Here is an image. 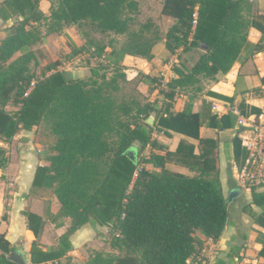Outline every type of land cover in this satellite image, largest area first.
Returning a JSON list of instances; mask_svg holds the SVG:
<instances>
[{
  "label": "trees",
  "instance_id": "16d2710c",
  "mask_svg": "<svg viewBox=\"0 0 264 264\" xmlns=\"http://www.w3.org/2000/svg\"><path fill=\"white\" fill-rule=\"evenodd\" d=\"M2 1L22 17L0 40V137L10 141L20 130L37 129L47 121L49 130L36 132L34 140L53 145L54 152L48 165L36 167L30 195L52 196L61 215L71 219V226L54 247L44 249L33 240L29 263L60 264L71 248L69 234L91 224L112 226L110 245L117 254L97 253L86 264H194L203 244L197 232L205 239L219 238L227 206L218 178L217 141L201 138L199 116L188 107L173 112L172 101L177 92L197 91L203 79L215 82L227 73L249 28L264 33V26L248 16L243 0H164L162 14L175 19L164 36L168 52L198 49L201 53L189 67L180 60L173 64L175 75L160 89L165 102L156 106L133 102L132 106L114 96L118 79L125 74L119 71L107 76L100 71L97 58L86 79L75 77L66 82L58 60L44 65L42 77L37 79L29 64L34 58L31 46L40 34L32 24L43 16L38 0ZM138 13V0H57L51 20L57 29L64 24H87L102 34L125 35L122 50L149 60L162 36L157 29L147 35L152 22L131 29ZM258 15L264 18V11ZM92 46L95 57H100L105 46L92 39L75 46L72 56ZM140 75L148 83L157 82L155 77ZM255 92L264 96L263 90ZM8 103L16 106V111L8 112ZM240 112L248 115L261 109L241 104ZM150 115L152 124L146 121ZM227 119L226 115L211 116L209 125L225 128ZM157 124L197 139L199 155H194V147L184 140L169 153L158 135L153 136ZM130 149L135 150V160L126 154ZM234 151L236 157L245 159L246 152L236 137ZM173 154L183 163L194 157L199 173L185 176L166 169L165 162ZM6 162V151L0 146V167ZM147 163L160 171L147 169ZM251 194L252 203L261 212L254 213L248 205L245 210L263 224L264 191L251 186ZM24 214L29 229L38 237L41 216L29 211ZM15 248L0 235V264H28L9 259ZM259 255L264 257V243ZM216 264L225 263L219 259Z\"/></svg>",
  "mask_w": 264,
  "mask_h": 264
},
{
  "label": "crops",
  "instance_id": "0c3cea01",
  "mask_svg": "<svg viewBox=\"0 0 264 264\" xmlns=\"http://www.w3.org/2000/svg\"><path fill=\"white\" fill-rule=\"evenodd\" d=\"M138 1L141 18H149L158 25L160 22L163 24L159 25L162 38L153 46L152 58L147 60L124 52L122 47L126 36L108 33L110 37L107 42L101 43L105 46L102 53L104 55L103 62L114 64L123 72L125 70L136 71L155 77L156 83H148L143 78L140 79L137 89L145 97L144 101L139 102L140 104L149 103L156 106L165 102L160 89L165 88L166 83L175 75L172 70L173 64L176 63L175 58L189 67L201 51L195 49L190 53H184L181 50L178 54L169 53L165 47L164 36L175 19L162 14L164 0ZM243 1L247 5L248 16L264 26V18L258 15V12L264 11V0ZM21 17L13 7L0 0L1 20L10 22L16 18L21 19ZM140 21L143 22L141 19ZM5 34L6 31H3L2 38ZM78 35L81 36L80 31H78ZM74 38L76 46H79L76 37L72 36L73 40ZM90 49L93 50V46ZM80 70L78 74L72 70L74 78H82L86 74H84V68H80ZM263 77L264 33L251 26L246 42L227 73L220 75L215 82L203 79L200 84L201 89L197 91L190 89L177 92L172 101L173 112H180L188 107L191 113L199 116L201 120L199 136L201 138H211L217 141L216 165L227 206V220L219 238L216 240L205 239L201 233L197 232V237L203 241V244L199 255L193 258L194 264H216L219 259L225 264H264V257L259 255L264 243V223L257 222L245 210V206L248 205L254 213L260 214L261 208L252 203L251 186L256 191H264V180L249 185L237 178V172L244 160L240 156H238L239 158L235 156L234 138L236 137L241 142V138L248 132L238 126L235 112L224 109L227 104L236 107L239 112L241 104L250 108H259L261 109L260 113L252 112L244 115L240 112L241 115H250L257 120L258 115L264 112V96L255 91L257 89L264 91ZM212 103L217 104L216 109L212 108ZM129 104L133 106L134 103ZM223 115L228 116L225 128L209 125L211 116L220 118ZM150 116L153 117V115ZM158 128L160 130H157ZM157 129H154L153 136L158 135V140L167 147L169 153H174L179 142L184 140L194 147L193 154L199 155L201 149L197 139L161 128L159 124H157ZM36 132H41L39 127L32 130H20L10 141H7V162L0 167V235L11 246H20L25 251V260L28 264H30L29 250L33 240L38 241L44 249L52 248L57 245L60 237L71 226L70 217L61 215L60 205L52 196L34 197L30 195L36 167L48 165V157L54 152L53 145L34 140ZM134 145L138 146L136 143ZM147 151L148 148H145L144 153ZM145 167L149 170L160 171L159 167L152 164L147 163ZM165 168L186 176H194L199 173L197 160L194 157L190 158V163H183L174 154L168 156ZM24 211L41 216L42 222L38 237H35L32 230L29 229L28 218ZM3 214L4 218H2ZM112 234L111 225L85 224L77 228L69 234L71 248L61 258L60 264H64L65 260L67 264H86L87 262L83 263V260H86L85 258L88 256L87 250H104L117 254V251L110 245Z\"/></svg>",
  "mask_w": 264,
  "mask_h": 264
},
{
  "label": "rangeland",
  "instance_id": "374dc122",
  "mask_svg": "<svg viewBox=\"0 0 264 264\" xmlns=\"http://www.w3.org/2000/svg\"><path fill=\"white\" fill-rule=\"evenodd\" d=\"M57 5V0H38L39 9L42 11V19L39 22L33 23L32 27L36 28L38 31V39L31 46L34 52V58L31 59L29 67L30 72L34 73L37 79L42 77V67L49 62L58 60L61 62V65L58 69L63 70H73L77 74L79 73L80 68H84V76L82 78L86 79L88 74H90L91 67L95 66L97 63L96 57L94 54V50H84L80 54L76 56H72V51L74 47L77 45L72 36L76 37L77 42L80 45L81 42L84 43L85 40L92 39L95 43H105L110 37L108 33H99L90 28L87 24L81 25L80 27L73 24H64L60 29H57L51 20V11L54 6ZM135 20L131 25V29L136 30L140 27L142 23L152 22L149 18H141L138 15L135 16ZM140 19L143 21L141 22ZM19 19H15L10 22H5L4 19L0 18V40L2 39L3 31L8 32V30L18 22ZM152 24L151 31L147 33V35L151 34L153 30H159V25L161 22L156 24L155 22ZM163 25V24H162ZM82 29V31H81ZM78 31L82 36L79 37ZM6 35V34H5ZM4 35V36H5ZM120 42V40H117ZM18 55L15 54L13 58ZM100 71L105 73L107 76H111L114 73H119L122 71L118 66L110 63L99 62L98 65ZM123 72V71H122ZM125 74L124 78L118 79V90L114 93V96L117 101H125L126 103L131 102H142L145 97L139 92L137 89V83L140 79H142L140 73L136 71L125 70L123 72ZM82 74V72H80ZM6 110L10 113L16 111L17 107L8 103L6 105ZM48 123L46 120H43L39 125V131L47 132L49 130ZM16 135V134H15ZM14 135V136H15ZM0 146L8 150L7 141L0 137ZM182 174V173H180ZM185 175V174H183ZM186 176V175H185ZM112 233V232H111ZM104 253V250H87V258L83 260V263L87 262L91 257H93L97 253ZM108 253V252H107ZM83 259V258H82ZM69 262V261H68ZM64 264H67V261H63ZM70 263V262H69Z\"/></svg>",
  "mask_w": 264,
  "mask_h": 264
},
{
  "label": "built area",
  "instance_id": "2783aa9c",
  "mask_svg": "<svg viewBox=\"0 0 264 264\" xmlns=\"http://www.w3.org/2000/svg\"><path fill=\"white\" fill-rule=\"evenodd\" d=\"M98 61L104 60V55L96 57ZM175 62L177 59L175 58ZM213 109L216 103L211 104ZM229 112L237 114V124L244 128L248 134L241 138V147L246 152V157L237 178L244 183L252 185L264 180V112L258 115L257 120L249 116L241 115L236 107L224 106ZM165 115V114H164Z\"/></svg>",
  "mask_w": 264,
  "mask_h": 264
},
{
  "label": "water",
  "instance_id": "95a60500",
  "mask_svg": "<svg viewBox=\"0 0 264 264\" xmlns=\"http://www.w3.org/2000/svg\"><path fill=\"white\" fill-rule=\"evenodd\" d=\"M62 76L64 77L65 81L68 82L71 79L74 78V73L72 70H63L61 71ZM148 124H152L153 121V117L149 116L146 119ZM126 154L132 159L135 160V150L130 149L126 151ZM9 259H11L12 261L16 262V263H23L25 262V251L20 247H16L9 255Z\"/></svg>",
  "mask_w": 264,
  "mask_h": 264
}]
</instances>
